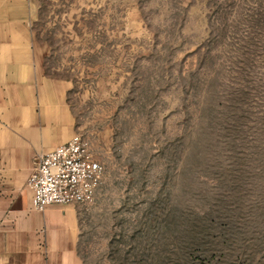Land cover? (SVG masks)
I'll list each match as a JSON object with an SVG mask.
<instances>
[{"label": "rangeland", "instance_id": "obj_1", "mask_svg": "<svg viewBox=\"0 0 264 264\" xmlns=\"http://www.w3.org/2000/svg\"><path fill=\"white\" fill-rule=\"evenodd\" d=\"M15 11L103 167L82 264H264V0Z\"/></svg>", "mask_w": 264, "mask_h": 264}, {"label": "crops", "instance_id": "obj_2", "mask_svg": "<svg viewBox=\"0 0 264 264\" xmlns=\"http://www.w3.org/2000/svg\"><path fill=\"white\" fill-rule=\"evenodd\" d=\"M15 8L16 0L0 1V264H82L80 205L35 209L26 185L36 157L67 141L74 125L63 84L34 59Z\"/></svg>", "mask_w": 264, "mask_h": 264}, {"label": "built area", "instance_id": "obj_3", "mask_svg": "<svg viewBox=\"0 0 264 264\" xmlns=\"http://www.w3.org/2000/svg\"><path fill=\"white\" fill-rule=\"evenodd\" d=\"M103 167L74 133L67 141L39 154L26 185L35 209L51 204L85 205L94 200Z\"/></svg>", "mask_w": 264, "mask_h": 264}]
</instances>
